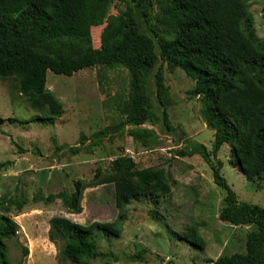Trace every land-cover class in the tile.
<instances>
[{
	"label": "trees",
	"instance_id": "16d2710c",
	"mask_svg": "<svg viewBox=\"0 0 264 264\" xmlns=\"http://www.w3.org/2000/svg\"><path fill=\"white\" fill-rule=\"evenodd\" d=\"M123 10L111 15V5ZM264 2V0H263ZM251 0H0V81L15 80L22 96L36 112L50 115L37 121L53 125L63 115L61 102L48 90V73L73 77L100 68L125 69L130 76L128 100L119 105L122 122L91 137L94 147L111 135L131 128L129 136L149 147L158 140L150 79L163 108L164 125L175 129L167 112L165 68L182 70L195 83L192 96L199 98L206 126L215 134L213 153L202 145L180 153L201 156L213 171L214 183L225 190L219 220L234 227H249L246 254L222 256L209 264H264V208L239 200L222 177L223 164L215 163L222 148L231 150L230 164L250 183L264 178V40L257 37ZM264 18V8H263ZM93 29H101L96 49ZM85 138L82 137L81 144ZM61 148H59L60 150ZM75 154L80 150H74ZM7 164H0V171ZM109 174L96 186H114V202L120 212L113 223L83 226L66 217H54L49 241L61 246L70 264L118 258L99 251L96 238H120L122 212L134 202L157 201L156 191L168 188L169 176L160 170L138 169L132 157L122 156L111 164ZM81 182L72 194L61 192L34 202H62L71 215H81ZM12 206L21 212L24 203L0 198V264H10L6 242L17 238L19 225L9 216ZM195 224L183 237L194 248L206 247ZM147 251L141 250V261ZM28 256V250H25Z\"/></svg>",
	"mask_w": 264,
	"mask_h": 264
},
{
	"label": "rangeland",
	"instance_id": "374dc122",
	"mask_svg": "<svg viewBox=\"0 0 264 264\" xmlns=\"http://www.w3.org/2000/svg\"><path fill=\"white\" fill-rule=\"evenodd\" d=\"M263 0H251L257 37L264 40ZM123 5H111L117 16ZM101 29H93L94 47H100ZM167 112L174 132L164 125L163 108L156 94L154 74L150 79L152 100L158 120L153 130L158 136L149 147L129 136L131 128L111 135L99 147L91 137L122 122L119 105L128 100L130 76L123 68H93L73 77L48 73L47 88L61 102L63 115L53 125L39 122L50 115L34 111L22 96L15 80L0 81V198L24 203L21 212L12 206L10 217L19 225L16 239L6 242L10 264H70L61 256V246L49 241L50 221L66 217L89 226L113 223L120 212L114 202V186H96L105 178L111 164L122 156L132 157L138 169L160 170L169 176L168 188L156 191L157 201L132 203L124 215L120 238L109 241L97 237L99 251L113 253L118 261H90L89 264H209L222 256L246 254L249 227H234L219 220L225 190L213 180V171L199 156L180 153L202 145L213 153L215 134L204 120L199 98L192 96L195 83L185 72L170 73L165 68ZM85 138L82 145L81 139ZM59 148H61L59 150ZM80 150L75 154L74 150ZM231 150L225 146L215 163L224 164L222 177L239 200L264 208V178L247 181L230 164ZM85 190L81 215H71L56 200L50 205L34 202L39 195L48 197L61 192L72 194L76 183ZM200 224L206 247L196 249L183 237L187 228ZM147 253L136 260L139 251ZM28 250V256H25Z\"/></svg>",
	"mask_w": 264,
	"mask_h": 264
},
{
	"label": "crops",
	"instance_id": "0c3cea01",
	"mask_svg": "<svg viewBox=\"0 0 264 264\" xmlns=\"http://www.w3.org/2000/svg\"><path fill=\"white\" fill-rule=\"evenodd\" d=\"M223 148H224V147H223ZM223 148H222V149H223ZM223 167H224V164H223ZM232 167H233V166H232ZM233 168H234V167H233ZM234 169H235V168H234ZM236 170H237V169H236ZM237 171H238V170H237ZM240 173H241V172H240ZM243 176H244V175H243ZM245 178H246V177H245Z\"/></svg>",
	"mask_w": 264,
	"mask_h": 264
}]
</instances>
